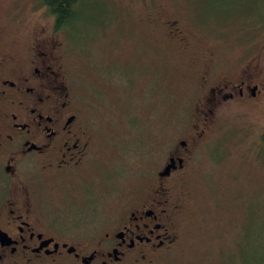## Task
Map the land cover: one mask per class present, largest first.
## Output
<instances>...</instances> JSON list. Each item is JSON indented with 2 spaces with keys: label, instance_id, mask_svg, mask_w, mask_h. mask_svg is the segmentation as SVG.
Wrapping results in <instances>:
<instances>
[{
  "label": "rangeland",
  "instance_id": "obj_1",
  "mask_svg": "<svg viewBox=\"0 0 264 264\" xmlns=\"http://www.w3.org/2000/svg\"><path fill=\"white\" fill-rule=\"evenodd\" d=\"M85 2L80 18L56 38L66 85L82 104L95 140L87 161L63 183L64 192H41L53 201L68 194L72 210L98 221L87 230L60 231L86 230L93 237L118 206L153 184L172 149L188 140L205 90L198 49L209 48L217 58L212 80H239L250 60V73L264 82V0ZM39 7V0H3V39L19 41L15 29L25 35L50 21ZM169 19L181 27L187 48L170 39L164 25ZM263 132V89L256 98L216 107L204 137L189 144L187 171L172 184L171 194L182 203L177 237L152 264L264 260Z\"/></svg>",
  "mask_w": 264,
  "mask_h": 264
},
{
  "label": "flooded vegetation",
  "instance_id": "obj_2",
  "mask_svg": "<svg viewBox=\"0 0 264 264\" xmlns=\"http://www.w3.org/2000/svg\"><path fill=\"white\" fill-rule=\"evenodd\" d=\"M164 25L170 39L188 47L174 20ZM15 31L22 38L9 42L0 28V264H152L177 237L182 203L171 188L187 171V160L193 156L189 144L204 137L218 105L256 98L264 82L250 73V60L241 67L244 75L239 80H212L217 58L209 48L198 49L205 90L194 109L196 122L188 140L172 149L153 184L118 206L92 237L86 230L98 221L72 210L68 194L54 201L42 195L52 189L64 192L63 183L87 161L95 140L82 104L66 85L56 38L60 31L54 29L52 17L32 33ZM59 228L86 230L71 233Z\"/></svg>",
  "mask_w": 264,
  "mask_h": 264
},
{
  "label": "trees",
  "instance_id": "obj_3",
  "mask_svg": "<svg viewBox=\"0 0 264 264\" xmlns=\"http://www.w3.org/2000/svg\"><path fill=\"white\" fill-rule=\"evenodd\" d=\"M39 3L46 9L53 19L54 29L61 30L74 23L80 18V12L86 6L85 0H39ZM259 144L264 146V132L258 138ZM261 148V147H260ZM259 237V236H258ZM260 238L263 240L264 231L261 230ZM253 264H264L262 258H257Z\"/></svg>",
  "mask_w": 264,
  "mask_h": 264
},
{
  "label": "water",
  "instance_id": "obj_4",
  "mask_svg": "<svg viewBox=\"0 0 264 264\" xmlns=\"http://www.w3.org/2000/svg\"><path fill=\"white\" fill-rule=\"evenodd\" d=\"M171 163H172V161H170V163L167 164V165L165 166L164 171L161 173L162 175H165V174L167 173V171H168V170L170 169V167H171Z\"/></svg>",
  "mask_w": 264,
  "mask_h": 264
}]
</instances>
